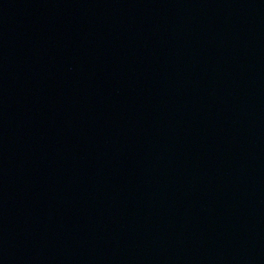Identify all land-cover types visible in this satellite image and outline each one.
<instances>
[{
  "label": "water",
  "instance_id": "obj_1",
  "mask_svg": "<svg viewBox=\"0 0 264 264\" xmlns=\"http://www.w3.org/2000/svg\"><path fill=\"white\" fill-rule=\"evenodd\" d=\"M198 264H264V0H235L225 121Z\"/></svg>",
  "mask_w": 264,
  "mask_h": 264
}]
</instances>
